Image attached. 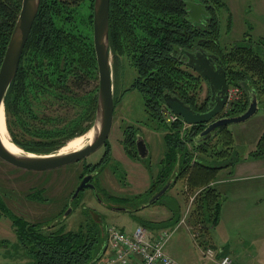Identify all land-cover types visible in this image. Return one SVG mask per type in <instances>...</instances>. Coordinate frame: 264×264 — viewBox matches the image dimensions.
Returning <instances> with one entry per match:
<instances>
[{"label": "trees", "instance_id": "trees-1", "mask_svg": "<svg viewBox=\"0 0 264 264\" xmlns=\"http://www.w3.org/2000/svg\"><path fill=\"white\" fill-rule=\"evenodd\" d=\"M184 1L187 0H109V49L113 61L125 55L136 69L130 88L141 93L144 110L155 124L154 129L164 131L165 148L150 192L153 194L171 179L174 182L184 177L185 187L193 195L187 225L198 246L208 245L205 249H213L210 234L219 220L222 195L211 182L218 170L238 160L230 152L233 136L227 126L209 136H198L205 124H191L192 136L187 141L192 149L209 156L208 160L200 156L192 162L193 152L184 140L187 133H181L182 120H165L167 107L163 94L176 96L194 111L208 109L209 94L202 99L199 94L201 77L179 57L180 50L200 43L202 48L218 54L228 86H240L241 80L244 83L241 88L244 93L230 103L222 116L237 115L246 109L252 93L258 101L259 95L264 94V61L247 42L248 36L244 38L246 42L228 47V52L222 49L220 11L227 13L226 21L230 25V12L224 0H210L209 13L198 23L188 19ZM93 2L39 1L17 71L3 98L10 139L27 152H57L68 140L93 125L98 82L92 41ZM20 7L21 0H0V64ZM136 131L132 126L123 129V143L132 156H136L133 140ZM263 136L256 149L250 151L251 157H264ZM215 146L219 148L213 151ZM212 154L217 159L227 155L228 162L222 164L221 159L219 163L211 162ZM41 192L33 190L29 195L41 199ZM171 210L174 216L168 221L147 220L142 224L152 231L165 223L166 229L174 226L179 214L177 209ZM2 213L11 219L16 243L27 255L25 264H90L106 243L103 227L92 218L74 230H66L60 219L50 224L28 221L9 213L0 194Z\"/></svg>", "mask_w": 264, "mask_h": 264}, {"label": "rangeland", "instance_id": "rangeland-1", "mask_svg": "<svg viewBox=\"0 0 264 264\" xmlns=\"http://www.w3.org/2000/svg\"><path fill=\"white\" fill-rule=\"evenodd\" d=\"M224 2L230 12V25H227V13L220 11L219 43L222 49L228 52V47L240 41L244 42L248 36L247 42L264 61V0H224ZM111 71L114 110L112 128L106 143L108 154L101 164H97L98 173L93 181L101 200L115 203L122 199L130 200L133 197L137 199L135 200L136 204H130V211L110 210L100 204L93 191L88 188L81 190L79 195L69 202L71 192L78 184L80 175L88 169L95 168L96 162L102 154L103 146L90 153L84 160L44 171H26L0 159V194L4 204L9 213L21 216L28 221L50 224L60 219L66 230H74L78 228L79 224L90 222L91 218L96 222L95 217L90 215V210H92L94 216L97 215L103 219V222H99L105 234L108 224H116L126 232H131L136 225H143L142 221L150 220L154 223L168 221V218L174 216L171 208L177 209L179 221L174 226H169L170 229L175 228L164 246V251L179 264H218L222 252L217 253L215 249H212L214 255H211V251H208L209 248L205 249L208 245L198 246L187 225L186 219L188 211L191 209L193 195L191 194L192 190L185 187L184 177L177 178L158 200L139 209V205L145 202V197L149 193L147 189L151 186L149 184L155 180L154 177L159 169V162L165 148L162 137L164 131L154 129L155 124L149 121L144 110L141 93L136 88H130L137 74L136 69L128 63L125 55L119 56L114 61L111 55ZM241 81L238 82L240 86L235 84L228 86L231 91H235V97L227 101L220 116L229 108L233 100L240 98L244 93L242 90L244 83ZM200 82L199 94L202 99L208 96L209 90L203 78ZM168 112L167 108L165 113ZM190 125L183 122L181 133H187L184 140L193 152V162L194 159L203 155L192 149V144L190 146L186 139L192 136ZM129 126L137 128L138 134L146 141L148 157L145 160L129 155L127 152V147L123 143L125 140L123 129ZM226 128L231 131L233 136V149L230 152L233 151L235 158L243 157L247 155L248 151L256 149L257 142L259 139L260 141L263 139L261 137L264 134V94L259 95L257 109L250 117L240 122L230 123ZM215 140L216 137L211 142ZM84 143L86 144L87 141ZM16 146L20 148L18 145ZM218 148L219 146L213 147V151ZM203 157L207 159L209 156ZM217 157L212 154L211 162L219 163L221 157L220 159ZM222 158V164L228 162L227 155ZM87 163L90 164L87 165ZM33 190L42 191L41 199L29 195ZM120 203L122 202L120 201ZM67 206L71 210L65 217H62ZM233 220L229 219L231 223ZM162 228H166V223L164 227L153 231ZM236 236L235 233L234 238ZM210 247L212 248L211 245ZM244 247L248 250L251 245L246 241ZM103 252L97 255H101ZM248 252L250 251L248 250ZM26 256L16 243L10 217L7 214H0V264H25ZM229 257L231 264H264V258H261L260 255L234 257L232 254Z\"/></svg>", "mask_w": 264, "mask_h": 264}, {"label": "water", "instance_id": "water-1", "mask_svg": "<svg viewBox=\"0 0 264 264\" xmlns=\"http://www.w3.org/2000/svg\"><path fill=\"white\" fill-rule=\"evenodd\" d=\"M40 0H21V7L13 29L11 31L1 64H0V109H3L4 95L15 76L20 56L36 16ZM188 19L198 21L208 13L202 9L201 2L184 1ZM108 7L109 0H94L92 11V41L97 65V103L95 118L91 126L92 139L76 150L64 153L36 154L23 152L13 154L5 148L0 140V159L21 169L44 171L59 168L77 162L97 150L107 139L113 122V87L111 71V52L108 40ZM199 12L197 18L195 17ZM203 14V15H202ZM186 56L185 64L194 70L208 86L209 102L205 111H194L182 100L170 94H163L164 104L170 112L177 115L187 124H205L198 136H209L216 129L230 123L240 122L250 117L257 109L258 99L252 93L247 108L240 114L233 116H220L228 101V84L226 71L216 61V56L200 47L193 51L182 49L179 57ZM4 116V111H3ZM5 122V120H4ZM136 151L140 158L148 154V149L142 136L136 139ZM91 174L84 175L75 186L70 201L73 200L84 188H93L89 182ZM174 179L166 182L147 201V204L156 201L172 185ZM125 210V208H116ZM71 208L68 207L62 217H65ZM126 211V210H125Z\"/></svg>", "mask_w": 264, "mask_h": 264}, {"label": "crops", "instance_id": "crops-1", "mask_svg": "<svg viewBox=\"0 0 264 264\" xmlns=\"http://www.w3.org/2000/svg\"><path fill=\"white\" fill-rule=\"evenodd\" d=\"M249 152L218 170L213 185L222 195V204L210 240L217 253L264 258V157H251ZM246 241L250 252L244 249Z\"/></svg>", "mask_w": 264, "mask_h": 264}, {"label": "built area", "instance_id": "built-area-1", "mask_svg": "<svg viewBox=\"0 0 264 264\" xmlns=\"http://www.w3.org/2000/svg\"><path fill=\"white\" fill-rule=\"evenodd\" d=\"M235 97V91L228 88V100ZM165 120L174 121L178 117L172 112H164ZM183 222V220H181ZM174 229L151 231L138 224L131 232H126L116 224L106 225L104 252L90 264H179L165 251L164 246ZM212 249H208V251ZM214 255L213 252H210ZM229 256L222 255L218 264H230Z\"/></svg>", "mask_w": 264, "mask_h": 264}, {"label": "flooded vegetation", "instance_id": "flooded-vegetation-1", "mask_svg": "<svg viewBox=\"0 0 264 264\" xmlns=\"http://www.w3.org/2000/svg\"><path fill=\"white\" fill-rule=\"evenodd\" d=\"M195 2H201L202 3V9H204L205 10V12L206 13H209V9L211 8V1L210 0H196ZM185 8H187L186 6H185ZM198 14H199V12L197 13V15L195 16L196 18H197V16H198ZM203 15V14H202ZM206 16L207 15H203L202 17H201V19H197L198 21H200L201 22V20H203L204 21V18H206ZM198 21H193V22H195V23H198ZM201 47V45H200V43H196V44H194L193 46H192V48H188L187 50H189V51H193V50H195V49H199ZM208 52H210V53H213L212 51H208ZM215 56H216V61L220 64L221 63V59L219 58V56H218V54H215V53H213ZM181 60H183V61H185L186 60V56H184V55H182L181 56ZM221 65V64H220ZM148 117V116H147ZM138 136H140L139 134H138V129H137V131L134 133V146H135V151H136V139H137V137ZM144 139V138H143ZM145 141V140H144ZM106 143H107V139H106V141L101 145V146H103V150H102V154L99 156V160H97V162H96V165H95V168H93V169H88L87 171H85V172H83L81 175H80V177H79V180H78V182L81 180V178L84 176V175H87V174H91V178H90V180H89V182L90 183H92L93 184V188H89V187H87L88 189H90V190H92L93 191V193H94V196L96 197V199H98V202L100 203V204H102L103 206H105L107 209H110V210H118V209H116V208H125V210L126 211H130V207L129 206H131L132 204H136V202H135V200L133 201V200H128V199H122V200H119V201H121L122 203H120V202H115V203H110V202H108V201H103V200H101L99 197H98V193L96 192V185H95V183H94V177H95V175L98 173V170H97V164H101L105 159H106V157H107V154H108V150H107V148H106ZM145 144H146V141H145ZM146 146H147V144H146ZM147 149H148V147H147ZM136 156L139 158V159H142V158H140L139 157V155H138V153H137V151H136ZM148 157V154H147V156L146 157H144V159H142V160H145L146 158ZM86 158V157H85ZM81 160H84V158L83 159H81ZM88 164V163H87ZM90 164V163H89ZM93 164V163H92ZM18 168V167H17ZM146 168V167H145ZM151 184H149V186H150ZM151 187V186H150ZM150 187L147 189L148 190V195L145 197V202L144 203H142V204H140L139 206H140V208L139 209H141V208H144L145 206H147L148 204H147V201H148V199L155 193H153L152 194V192H150ZM84 189H86V188H84ZM160 189V188H159ZM158 189V190H159ZM74 190V189H73ZM83 190V189H82ZM157 190V191H158ZM81 191V190H80ZM80 191H79V193H80ZM146 191V190H145ZM156 191V192H157ZM72 193H73V191L71 192V195H72ZM79 193H78V195H79ZM71 195H70V197H71ZM77 195V196H78ZM76 196V197H77ZM70 197H69V202H71V201H73V200H71L70 201ZM159 199V198H158ZM157 199V200H158ZM131 204V205H130ZM68 207V206H67ZM66 207V208H67ZM124 210V211H125ZM90 215L91 216H93V217H95V220H96V223L98 222L99 224H100V222H103V219L100 217V216H98L97 217V215H95L94 216V214H93V212H92V210H90ZM100 221V222H99Z\"/></svg>", "mask_w": 264, "mask_h": 264}, {"label": "bare ground", "instance_id": "bare-ground-1", "mask_svg": "<svg viewBox=\"0 0 264 264\" xmlns=\"http://www.w3.org/2000/svg\"><path fill=\"white\" fill-rule=\"evenodd\" d=\"M93 136V131L89 130L85 132L84 134H80L78 136H75L71 138L70 140L67 141V143L60 148V153H64L67 151L71 150H76L82 147L87 141V143L92 139ZM0 140L5 146L7 150L12 152L13 154H23V151L18 148L11 140L9 137V134L7 132V129L5 127V122H4V116H3V109H0Z\"/></svg>", "mask_w": 264, "mask_h": 264}]
</instances>
